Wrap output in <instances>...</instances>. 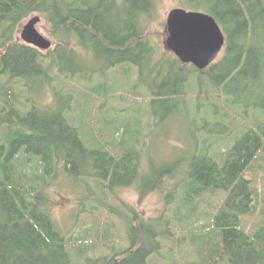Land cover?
I'll return each instance as SVG.
<instances>
[{
    "label": "trees",
    "instance_id": "1",
    "mask_svg": "<svg viewBox=\"0 0 264 264\" xmlns=\"http://www.w3.org/2000/svg\"><path fill=\"white\" fill-rule=\"evenodd\" d=\"M183 6L211 14L226 34L222 58L204 70L182 63L167 48L161 53L146 34L155 0H0V264H74L76 255L80 259L94 251L99 240H111L108 229L93 245L91 238H67L59 229L47 193L60 169L82 181L95 179L106 196L135 182L144 190H158L183 164L179 159L157 167L151 161L142 168V152L135 144L141 140L137 129L128 125L122 128H127L128 137L118 142L122 152L115 155L109 149L115 134L109 135L111 142H104L102 134L85 132L81 118L75 119L69 111L71 105L54 111L29 105L25 95L30 77L48 86L59 77L80 78L126 64L124 68H137L134 88L144 87L150 94L156 126L165 119L161 112L171 108V103L176 110L187 108L188 94L194 90L186 88L196 84L200 96L210 101L217 95L227 99L214 101L213 108L206 109L216 114L215 124L222 127L207 133H227L224 119L229 109L246 121L249 110L264 117V90L254 98L247 94L264 80V0H184ZM34 14L50 22L58 38L55 49L42 52L14 40L23 21ZM76 41L78 46L71 45ZM109 85L113 83H100L97 87L103 86V91L95 87V92L112 93L106 88ZM16 87H21L19 92ZM76 89H70L67 96L63 90L56 92L65 98ZM2 123L7 124L5 132ZM106 124L115 132L121 128L113 121ZM201 147L189 159L185 178L168 194L167 211L156 223L141 220L135 226L134 211L130 216L127 210L113 209L127 220L132 244L121 253L114 247L115 253L104 264H149V258L163 248L160 238H170L168 207L174 197H184L185 206H191L207 191L227 195L197 249L201 264H264V226L252 234L242 227V218L254 210L257 191L247 173L264 152V120L246 126L222 160L211 153L206 138ZM94 195L90 189L86 196L96 201L95 208L108 205ZM75 240L81 244L78 254L70 247Z\"/></svg>",
    "mask_w": 264,
    "mask_h": 264
},
{
    "label": "rangeland",
    "instance_id": "2",
    "mask_svg": "<svg viewBox=\"0 0 264 264\" xmlns=\"http://www.w3.org/2000/svg\"><path fill=\"white\" fill-rule=\"evenodd\" d=\"M183 1L155 0L153 16L150 20H147L145 32L158 45L161 53L168 49L166 39L169 35L167 28L169 12L176 7L191 10L187 6H183ZM33 17H40L36 28L39 33L52 42V46L48 50L55 49L58 38L52 32L53 28L50 22L41 14H34L25 19L17 32L14 33V40L18 43H26L37 47L21 36L24 27ZM71 45L78 46V43L76 41ZM39 49L42 52L47 51ZM78 51L81 52L82 50ZM223 52L224 49L216 61L222 58ZM173 55L176 56L174 53ZM91 63L94 64V61L92 60ZM124 67H126V64H121L114 69L105 72L100 71V73H87L85 77L81 76L80 78L59 77L54 85L48 86L40 83L38 79L30 77L26 88L25 97L29 105L35 103L34 106L39 110L54 111L60 109L61 105L69 104L71 105L69 111L72 112L73 117L78 120L81 118L83 121L85 132L102 134L104 142L108 140L111 142L109 135L114 133L116 140L109 145V149L115 155L121 154L122 147H118V142L127 135V128L124 130L122 129L123 126L128 125L137 129L138 138L141 141L135 144L137 149L142 152V168H147L151 161L157 167L179 159L183 162L178 169V173L173 178H168L158 190H144L140 187L139 182H135L128 186L119 187L113 193L108 191L106 196L100 190L101 186L96 184L95 179L86 178L87 182L82 181L80 178H74L60 169L57 178L53 181L47 193L52 202L51 214L59 229L67 238L72 236L91 238L89 240L90 245H93L94 239H101L107 229L108 233L111 234L110 238L112 237L110 241L99 240L97 248L80 259L76 255L74 264H89V262L90 264H104L106 262L104 261L105 258L113 255L115 249L121 253L130 248L132 243L125 225L127 220L114 212L115 207L122 211L127 210L130 216L134 215V211L137 216L135 226L139 225L141 220H145L146 223L150 221L156 223L155 220H158L165 210L167 211L168 194L176 186V183L185 178L189 167V159L195 152L199 153L203 149L201 146L204 145L205 138L207 144L211 146V153L216 154L219 161L223 159L225 152L234 146L238 135L245 130L246 126H256V123L264 120V117L249 110V120L246 121L241 118L237 111L229 109L226 111L228 117L224 119L228 126L227 133L218 135L207 133L206 130L221 129L222 127L215 124L216 114H210L206 109L208 107L213 108L211 103L214 101L223 103L227 99L224 96L217 95L213 96L215 100L210 101L206 95L200 96L196 84L193 89L186 88L187 90H194L189 92L188 98L186 96L188 100L187 108L185 106L176 110L175 103H171L170 107L172 109L167 107L162 110L163 117H166L161 124L156 126L158 121L150 107L152 102L149 92L144 87L134 88L138 81L137 68L130 65L128 69ZM5 80L6 78L1 79L3 82ZM104 82L113 83V85L106 87L112 93L101 94L95 92L94 88ZM261 85L259 87L254 86L250 92H247L248 96L254 98L256 93L264 90V80ZM74 87L78 89L73 92V95L63 98V95L67 96L68 91ZM16 88L17 92L21 89V87ZM97 88L103 91V86ZM213 88L212 90H214ZM241 88L242 86L238 87L237 91L241 92ZM58 90H63V95H61L62 93L58 94L56 92ZM238 92L235 94L236 96ZM199 101L200 104H198ZM205 105L208 106L205 107ZM197 109L201 110L202 113H196L195 110ZM189 114H191V118ZM222 114H225L223 110ZM4 116L7 118L6 114ZM112 121L113 124L116 123L117 126L121 127L118 132H115V128L108 127L106 124ZM137 122H139L138 126ZM2 124L4 125V127H1L2 132H5L7 124ZM203 127L206 129L203 130ZM247 177L253 180L252 186L257 194L254 199V210L242 218V227L252 234L258 227L264 226V152L259 160L255 162L254 167L247 173ZM88 187L94 191V196L97 199H104L108 205L100 206L98 204V207L95 208L96 201L86 196L90 190ZM226 195L225 191L216 193H208L207 191L202 196L195 198L191 205L192 208L190 205L185 206L187 203L183 201L184 197L182 200L180 197H174V202L169 204L168 207V216L172 222V226L170 225V238H160L163 242V248L160 252L154 253L149 258L148 263L201 264L200 252L197 249L202 238L206 236L214 215L221 208ZM80 246L81 244L76 240L73 244H70L75 254L80 252ZM114 247L115 249H113Z\"/></svg>",
    "mask_w": 264,
    "mask_h": 264
},
{
    "label": "water",
    "instance_id": "3",
    "mask_svg": "<svg viewBox=\"0 0 264 264\" xmlns=\"http://www.w3.org/2000/svg\"><path fill=\"white\" fill-rule=\"evenodd\" d=\"M40 17H33L24 27L26 40L37 47L48 50L51 40L39 33L36 24ZM167 48L184 64H193L204 70L211 66L226 46V34L219 22L209 13L187 10L182 7L172 9L167 19Z\"/></svg>",
    "mask_w": 264,
    "mask_h": 264
},
{
    "label": "flooded vegetation",
    "instance_id": "4",
    "mask_svg": "<svg viewBox=\"0 0 264 264\" xmlns=\"http://www.w3.org/2000/svg\"><path fill=\"white\" fill-rule=\"evenodd\" d=\"M21 36L26 40V38H29V35H27L26 33H23V31L21 32Z\"/></svg>",
    "mask_w": 264,
    "mask_h": 264
}]
</instances>
